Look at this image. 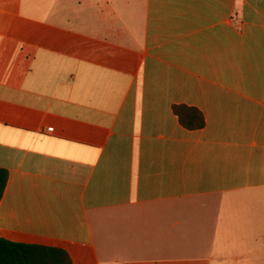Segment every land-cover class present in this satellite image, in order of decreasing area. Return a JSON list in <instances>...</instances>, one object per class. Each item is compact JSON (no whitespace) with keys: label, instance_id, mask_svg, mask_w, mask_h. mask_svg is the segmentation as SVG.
Wrapping results in <instances>:
<instances>
[{"label":"crops","instance_id":"1","mask_svg":"<svg viewBox=\"0 0 264 264\" xmlns=\"http://www.w3.org/2000/svg\"><path fill=\"white\" fill-rule=\"evenodd\" d=\"M0 168L72 264H264V0H0Z\"/></svg>","mask_w":264,"mask_h":264},{"label":"trees","instance_id":"2","mask_svg":"<svg viewBox=\"0 0 264 264\" xmlns=\"http://www.w3.org/2000/svg\"><path fill=\"white\" fill-rule=\"evenodd\" d=\"M173 112L179 123L188 130L205 127L203 112L196 107L175 104ZM8 180V172L0 168V200ZM0 264H72L70 255L61 248L12 242L0 237Z\"/></svg>","mask_w":264,"mask_h":264},{"label":"built area","instance_id":"3","mask_svg":"<svg viewBox=\"0 0 264 264\" xmlns=\"http://www.w3.org/2000/svg\"><path fill=\"white\" fill-rule=\"evenodd\" d=\"M49 130L52 131V128H50Z\"/></svg>","mask_w":264,"mask_h":264}]
</instances>
